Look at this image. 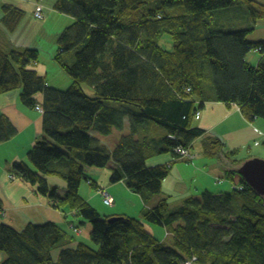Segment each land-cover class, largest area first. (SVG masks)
<instances>
[{
    "label": "trees",
    "instance_id": "16d2710c",
    "mask_svg": "<svg viewBox=\"0 0 264 264\" xmlns=\"http://www.w3.org/2000/svg\"><path fill=\"white\" fill-rule=\"evenodd\" d=\"M53 10L73 20L58 38L54 57L72 81L67 90L49 87L32 69L37 50L0 48V94L19 91L21 104L30 110L38 105L36 96L42 98L43 136L27 153L33 170L22 162L13 168L38 195L78 211L90 224L97 249L79 244L53 260L50 251L64 238L55 224H30L22 232L0 225V252L7 256L2 264H264V198L240 177L241 193H204L171 211L162 199L143 210L140 220L101 217L79 196L87 181L84 170L110 162L115 164L111 184L123 181L145 202L160 194L171 164L147 168L145 162L204 137L194 125L195 99L236 105L249 122L264 120V61L255 67L246 62L256 50L264 59V41L247 40L264 20V5L257 0H54ZM237 12L251 25L228 29L224 23ZM2 13L0 23L14 32L23 13L6 5ZM164 35L169 51L158 43ZM71 51L70 64L63 54ZM124 119L128 133L111 152L89 134L108 136L123 129ZM146 123L165 135L154 144L137 139ZM15 134L0 116V144ZM202 148L207 157L221 160L228 177L235 175L224 163L236 152L225 153L224 144L211 136ZM232 163L235 169L243 161ZM50 176L64 180V198L48 185ZM144 223L165 228L172 246L160 243Z\"/></svg>",
    "mask_w": 264,
    "mask_h": 264
},
{
    "label": "crops",
    "instance_id": "0c3cea01",
    "mask_svg": "<svg viewBox=\"0 0 264 264\" xmlns=\"http://www.w3.org/2000/svg\"><path fill=\"white\" fill-rule=\"evenodd\" d=\"M9 2L5 5L12 6L23 14L24 11L29 10L32 16L35 7L40 5L39 0L31 4L17 0H9ZM257 2L264 5V0H257ZM5 5L0 6V8ZM55 14L59 15L53 10V7L51 9L43 8V17L47 19L46 23L51 18H54ZM66 19L68 23L73 22L69 17ZM244 22L246 26L243 28L251 25L248 18L244 19ZM230 25L228 21L225 26L229 29ZM158 43L166 51L171 49V42L166 35L160 37ZM15 45L21 48H31L26 42L19 45L18 40H16ZM36 63H38V60ZM36 63L33 64L36 67H32V69L40 75L42 72H39L38 69L43 66ZM43 72L45 76H40L46 78L48 73L44 67ZM86 92L88 95L91 94L90 91ZM41 99L40 95L36 96L38 105L41 104ZM194 103L199 113V117L194 119V125L203 129L205 134L204 137L194 140L190 145L189 151L193 159L188 161L187 159L175 158L172 153H166L149 157L145 162L147 168L171 164L169 175L162 181L160 194L151 197L145 202L140 195L127 189L123 181L111 184L109 178L111 169L115 168V164L110 162L105 168H89V174L86 175L87 181H91L96 188H92L87 181H83L79 187L80 198L101 217L127 216L140 220L142 211L150 209L159 200L165 199L171 211L182 206L184 201L198 199L204 193L213 195L231 193L234 186L242 185L236 182L238 166L233 169L234 165L232 162L247 160L245 158H248V155L249 158L264 160V120L255 119L250 123L242 116L236 105H226L212 99H195ZM0 116L8 119L16 130L14 137L0 144V225L8 226L16 232H22L30 224H55L64 234V238L51 249L50 253L53 260L57 259L60 251L74 250L79 244L96 250V246L90 245L91 226L83 220L78 211L72 210L67 206L57 205L49 200L48 197L38 195L36 188L21 180L20 175L13 168L15 163L22 162L33 170L27 160V153L35 141L43 136L42 114L35 109L30 110L24 107L19 99V91H16L0 94ZM155 126L152 123L144 124L139 129L136 138L145 139L151 144L158 142L165 135V132L157 130ZM128 130V120L124 119L122 130H113L108 136H102L92 130L89 134L101 146L111 152L121 136L127 134ZM207 136L218 138L224 144L225 153L237 152L236 156L226 160L224 163L229 170L235 171V175L228 177L223 170L221 160L209 158L205 155L202 142ZM246 153L248 155L245 157ZM52 177H47L46 181L49 186L57 188L56 196L62 198L65 193V182H57ZM97 188L107 190L112 196L115 208L110 209L111 211H105L106 209L101 206L102 204H99L98 198L100 196L97 193ZM150 225L144 223L145 229L155 237L154 228ZM157 227L165 231V237L171 236L165 228ZM155 238L163 244L164 241L157 237ZM6 259V254L0 252V264Z\"/></svg>",
    "mask_w": 264,
    "mask_h": 264
},
{
    "label": "rangeland",
    "instance_id": "374dc122",
    "mask_svg": "<svg viewBox=\"0 0 264 264\" xmlns=\"http://www.w3.org/2000/svg\"><path fill=\"white\" fill-rule=\"evenodd\" d=\"M24 2L26 4H31L36 2V0H17ZM40 5L46 9H51L54 4V0H39ZM6 3H10L9 0H0V6L5 5ZM48 5V6H47ZM2 8H0V18L2 17ZM240 12H237L234 15L233 20L229 21V24H231V29L237 30V29H243L245 25L244 20L241 18ZM67 17L64 15L59 14L58 16L55 14L54 18H51L49 22L46 23L47 19L44 20H36L31 14L29 10L24 11V14L21 17V22L18 25V28L15 29L14 32H9L2 23H0V48L3 51H9V50H15V51H21L23 48L27 47H20L16 46L15 42L18 40V44L22 45L23 43H27V45L31 46V48H34L38 51V63L40 66H43L48 73L45 80L47 82V85L51 88L57 89L59 91H65L71 86V79L59 68V66L54 61V57L58 54V45L57 40L60 37L62 31L69 27V25L72 24L68 23ZM233 21V23H232ZM227 22H225V25H227ZM247 40L251 41L253 43L264 41V20H260L257 22L254 31L250 32L247 35ZM63 59L67 63H73L74 60V53L68 52L66 54H63ZM261 60H263V57L261 55H258L257 52L252 51L249 52L246 56V61L251 67H255ZM264 63V62H262ZM33 68L36 66L33 65ZM43 67H40L39 72H42L40 75H44ZM45 76V75H44ZM251 123V122H250ZM157 130H160L161 132H164L163 129L155 126ZM33 147V146H32ZM246 151V150H245ZM237 154V152H236ZM248 154L246 153L245 157ZM236 156V155H235ZM236 159V158H234ZM247 160L249 159H260V158H245ZM244 160L243 162L247 161ZM262 160V159H260ZM264 161V160H263ZM239 176L236 175V182H239ZM52 178L56 179L57 182L64 181L62 178L53 176ZM83 183V182H82ZM240 183V182H239ZM214 189V188H212ZM99 204L105 208L107 212L111 211L107 207H105L102 203V200L98 198ZM105 212V213H107ZM102 213V212H101ZM103 214V213H102ZM152 228H154L153 233L155 234V237L159 238L160 240L164 241L163 245L165 246H172L173 238L172 236L165 237V231L162 230V228H158L157 226L150 225ZM159 233V234H157ZM91 246H93V243H90Z\"/></svg>",
    "mask_w": 264,
    "mask_h": 264
},
{
    "label": "water",
    "instance_id": "95a60500",
    "mask_svg": "<svg viewBox=\"0 0 264 264\" xmlns=\"http://www.w3.org/2000/svg\"><path fill=\"white\" fill-rule=\"evenodd\" d=\"M236 174L257 195L264 198V161L249 159L243 162L236 170ZM116 219L109 218V221Z\"/></svg>",
    "mask_w": 264,
    "mask_h": 264
},
{
    "label": "built area",
    "instance_id": "2783aa9c",
    "mask_svg": "<svg viewBox=\"0 0 264 264\" xmlns=\"http://www.w3.org/2000/svg\"><path fill=\"white\" fill-rule=\"evenodd\" d=\"M33 17L36 19V20H41L43 18V8L42 6L40 5H37L35 7V11L33 13ZM255 52H258L259 51H255ZM187 93H190V90H186ZM36 110L40 111L41 112V109L39 107H36ZM196 118L199 117V114L196 113ZM176 154H177V158L179 159H187L188 161H191L193 159V157L190 155L189 151L187 149H182V148H178L175 150ZM243 187L242 186H238V187H233V189H242ZM99 196L101 197V200H102V203L105 207L107 208H114L115 204H114V201H113V198L105 191V190H102V189H98V192ZM195 259H193L192 261H194ZM184 264H191V262H186Z\"/></svg>",
    "mask_w": 264,
    "mask_h": 264
},
{
    "label": "bare ground",
    "instance_id": "6f19581e",
    "mask_svg": "<svg viewBox=\"0 0 264 264\" xmlns=\"http://www.w3.org/2000/svg\"><path fill=\"white\" fill-rule=\"evenodd\" d=\"M93 89V88H92ZM94 90V89H93ZM188 90H189V88H188ZM88 91H90V88H88ZM36 107H39L40 109H41V112L40 111H38V110H36V108H35V110L37 111V112H39L40 114H42V108H41V106L40 105H37ZM198 113V112H197ZM199 114V113H198ZM170 139L171 140H174V137L173 136H170ZM178 148H182V149H187L188 151H189V148H190V146L188 147V148H184V147H182V146H177L176 148H174L173 149V155L175 156V158H177L178 156H177V154H176V152H175V150L176 149H178ZM189 153H190V151H189ZM191 155V154H190ZM89 174V168H86L85 170H84V175H88ZM88 183L90 184V185H92V182L91 181H89L88 180ZM100 189H102V188H100ZM102 190H105V189H102ZM243 190H244V188H242V189H232L231 190V192H238V193H241V192H243ZM106 192H107V190H105ZM65 193H66V191H65ZM65 193H64V196L62 197V198H64L65 197ZM108 193V192H107ZM109 194V193H108ZM110 195V194H109ZM111 196V195H110ZM112 197V196H111ZM61 198V199H62ZM62 251H65V250H62ZM62 251H60V253L62 252ZM59 253V254H60Z\"/></svg>",
    "mask_w": 264,
    "mask_h": 264
},
{
    "label": "clouds",
    "instance_id": "9594fccd",
    "mask_svg": "<svg viewBox=\"0 0 264 264\" xmlns=\"http://www.w3.org/2000/svg\"><path fill=\"white\" fill-rule=\"evenodd\" d=\"M259 55V54H258ZM195 116H196V114H195ZM196 118V117H195ZM87 183H88V181H87ZM89 184V183H88ZM90 185V184H89ZM98 189L99 188H97L96 190H97V192H98ZM99 195V194H98ZM101 198V197H100ZM114 201V200H113ZM115 204V203H114ZM114 208H115V206H114ZM108 209H110V208H108ZM113 209V208H112Z\"/></svg>",
    "mask_w": 264,
    "mask_h": 264
}]
</instances>
